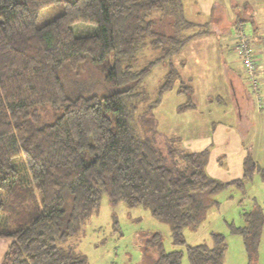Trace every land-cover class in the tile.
I'll use <instances>...</instances> for the list:
<instances>
[{"label": "trees", "instance_id": "16d2710c", "mask_svg": "<svg viewBox=\"0 0 264 264\" xmlns=\"http://www.w3.org/2000/svg\"><path fill=\"white\" fill-rule=\"evenodd\" d=\"M57 5L59 13L39 21ZM193 27L182 0H0V238L8 240L0 264H90L68 239L104 193L111 206L148 207L183 245L184 226L215 202L213 193L242 189L261 170L247 153L240 178L207 175V149L170 141L161 149L152 106H138V85L155 64L167 60L158 95L171 87L173 55L208 32L183 33ZM145 45L157 56L134 69ZM102 84L112 91L93 88ZM179 90L191 92L189 84ZM244 91L255 98L250 86ZM182 107L194 104L189 98ZM247 214L246 225L228 226L254 249L263 219ZM211 236L212 245L186 244L190 264L223 263L225 236ZM141 247L142 264H181L182 250H165L159 232Z\"/></svg>", "mask_w": 264, "mask_h": 264}, {"label": "rangeland", "instance_id": "374dc122", "mask_svg": "<svg viewBox=\"0 0 264 264\" xmlns=\"http://www.w3.org/2000/svg\"><path fill=\"white\" fill-rule=\"evenodd\" d=\"M60 10V5L43 10L39 21L44 22L50 19ZM155 14L154 11L152 15ZM239 27L244 28L246 35L252 34V30L243 24H238L234 30L233 39L236 29ZM257 33L264 40V23L258 26ZM262 43L261 40L259 44ZM260 46V48H264V45ZM253 48L254 46L251 45L256 57ZM184 49L183 46L180 51L181 55L187 54V49ZM231 52L228 51L231 56L239 57L240 60L239 53ZM156 56L157 53L152 47L142 46L136 54L133 68H142ZM258 56L260 58L257 59V67L259 64L261 70L259 80L264 83V50L263 53H258ZM176 64L178 76L171 87L160 96L157 90L167 72V60L159 62L151 68L138 85V89L141 90L138 106L142 111L149 105L152 106L150 111L154 117L155 128L158 132L156 138L161 149L164 150L166 141H170L176 146L190 147V150L207 149L204 168L209 169L207 170L209 173L215 174L214 170L218 167L216 161L224 158V156L219 157L220 148L225 146L227 141L220 143L218 141L220 137L214 134L220 128L225 130V128L234 127L235 111L226 75L223 70L220 71L218 68L216 72H210L209 76L205 74L202 76L200 68L196 67V70L187 71L189 69L186 67L181 69L182 64L179 61H176ZM240 66L238 64V67ZM91 73L93 71H89L87 75H92ZM242 73V77L245 79V74ZM95 76L98 77L96 74ZM182 84L185 86L189 84L191 92L180 91ZM77 85L83 88L86 84L78 82ZM93 88L105 93L112 91V88L110 89L105 84L98 85V89ZM210 94L213 97H210ZM218 96L221 101L217 99ZM189 98L194 107H182L181 109V106L189 101ZM262 131L264 133L261 123L257 124L250 129L246 137L247 143L253 141L251 143L253 158L258 161L261 170L256 171L250 180L245 181L242 189L232 185L213 193L212 199L215 202L208 205L193 224L184 226L182 232L185 243L183 245L175 246L172 243L168 224L155 218L148 207L140 204L128 206L123 201L111 206L106 193L102 195L98 209L81 225L80 231L68 240L73 242L76 252L86 256L90 264H142L141 246L146 234L159 232L164 249H181L183 252L181 264H190L186 255V244L212 245L211 233L220 232L225 236L227 244L222 264H264V135ZM249 138H253V140ZM221 165L225 166L226 162ZM215 179L221 180V178ZM248 212L263 219L254 249L247 248L243 237L240 234L232 233L228 226L229 223L238 226L246 225L249 219ZM7 243V239L0 238V261Z\"/></svg>", "mask_w": 264, "mask_h": 264}, {"label": "crops", "instance_id": "0c3cea01", "mask_svg": "<svg viewBox=\"0 0 264 264\" xmlns=\"http://www.w3.org/2000/svg\"><path fill=\"white\" fill-rule=\"evenodd\" d=\"M182 4L184 18L195 26L183 33L189 35L201 28H207L208 32L191 37L183 45L184 50L187 49V54L181 55L180 50L174 54L171 60L173 59L175 67L177 66L176 61H179L182 64L181 69L186 67L189 69L187 71L196 70V67L200 68L202 76L204 74L209 76L210 72H216L218 68L220 71L223 70L230 87L231 101L235 111L234 127H228L225 130L220 128L214 134L220 137L218 140L220 143L227 141V144L220 148L219 157L224 156V158L221 157L222 159L216 161L218 167L214 170L215 174L209 173L207 171L209 169L206 168L205 172L214 178H221V181L224 182L237 179L243 175V158L247 153H251L253 156L251 145L253 141L247 143L246 139L250 129L260 123L264 128V105L258 109L254 95L252 100L246 95L242 63L239 57L231 56L228 51L236 52L233 48V33L238 24H243L252 30V34L247 36L251 45L254 46L256 58H260L258 53H263L264 48H260V45H264V40L261 35H258L257 30L258 26L264 23V0H182ZM261 40L263 43L259 44ZM238 64L241 66L238 67ZM259 66L258 64V76L261 75ZM258 76V81L262 84ZM261 93L264 102V90H261ZM210 97L213 95L210 94ZM217 99L221 101L219 96ZM224 131L226 132L224 133ZM262 134L264 135L263 131ZM249 139L253 140V138ZM182 148L197 151V149L190 150V147L186 146H182ZM223 162H226L225 166L221 165ZM256 162L258 163L257 160Z\"/></svg>", "mask_w": 264, "mask_h": 264}, {"label": "built area", "instance_id": "2783aa9c", "mask_svg": "<svg viewBox=\"0 0 264 264\" xmlns=\"http://www.w3.org/2000/svg\"><path fill=\"white\" fill-rule=\"evenodd\" d=\"M234 42L235 45H233V48L239 53L244 68V81L255 92L256 107L260 109L264 105V102L261 95L258 93L257 58L253 54L251 42L247 38L243 27L236 29Z\"/></svg>", "mask_w": 264, "mask_h": 264}]
</instances>
